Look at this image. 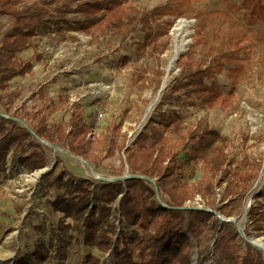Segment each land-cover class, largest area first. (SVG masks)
Segmentation results:
<instances>
[{
  "label": "rangeland",
  "instance_id": "374dc122",
  "mask_svg": "<svg viewBox=\"0 0 264 264\" xmlns=\"http://www.w3.org/2000/svg\"><path fill=\"white\" fill-rule=\"evenodd\" d=\"M261 1L264 5V0ZM169 2L127 0V4L140 11ZM240 2L204 0L188 7L171 2L170 11L181 15L163 18L172 23L167 34L159 36L163 31L158 30L161 23L156 24L152 40L141 54L135 50V44L142 43L144 36L139 27L125 40L114 35L77 32L57 35L46 31L31 40V46L19 57L33 62L32 72L11 80L7 90L0 91L2 102L17 110L28 128L40 120L48 125L67 122L75 111L81 113L91 128L87 138L90 139L89 160L93 161L71 156L59 147L54 150L42 145L46 166L31 172L18 163L16 153H9L4 174L0 173V264H87L88 255L103 264H115L113 251L103 255L95 248L83 246L79 224L51 210L49 201L60 193L54 181L60 174L64 175V181L87 178L95 184L102 181L95 179L92 172L108 180L130 176L124 151L115 152L112 157L105 156L102 139L106 128L111 124L119 125L125 147L130 149L138 133L156 118L158 108L162 112L178 113L187 127L195 129L206 125L227 138L226 153L233 161L227 169L241 170L245 163L252 169H259L256 179L241 198L221 204L225 183L216 189L215 218L197 237L189 234L191 264L214 263V244L219 229L227 223L220 218L233 220L227 224L238 232L241 230L243 235L239 233V236L244 241L264 243V236L254 231L249 221L252 205L257 202V196L264 193V22L246 24V12H236L229 7ZM76 17L70 14L67 18ZM12 21L11 17H0V38ZM198 26L207 37L205 45L194 43ZM165 44L166 49L158 56L154 49L160 50ZM175 46L179 53L165 88L160 92ZM238 48L242 69L237 78L229 76L233 65L228 61L223 62L224 70L216 76V84L223 95L232 93L227 103L209 109L183 94L178 99L161 101L162 92L173 85L180 73L177 62L188 51L205 67L221 52H236ZM157 69L162 72L159 85L155 75ZM52 106L54 110H50ZM99 112L103 114L101 119H97ZM1 115L10 117L3 111ZM168 136L170 142H179L176 136ZM206 174L197 164L186 173L184 181L194 190ZM165 199L156 197L160 204ZM185 206L209 210L207 201L200 195H195ZM67 224L70 228L64 229ZM57 247H61L60 254Z\"/></svg>",
  "mask_w": 264,
  "mask_h": 264
},
{
  "label": "trees",
  "instance_id": "16d2710c",
  "mask_svg": "<svg viewBox=\"0 0 264 264\" xmlns=\"http://www.w3.org/2000/svg\"><path fill=\"white\" fill-rule=\"evenodd\" d=\"M168 1L164 6L140 11L127 4V0H0V17L13 20L0 38V91L7 90L11 80L31 74L33 62L23 61L19 55L31 46L33 38L45 31L57 35L66 32L114 35L125 40L139 27L144 36L142 43L135 44V50L141 54L152 40L156 24L161 23L158 30L163 33L159 36L167 34L172 23L163 18L181 15L170 11L171 2L188 7L204 0ZM229 7L236 12L245 11L248 25L264 22L261 0H241L239 5ZM70 14L77 17L68 20ZM201 28L198 26L196 31L195 45L207 42ZM166 47L165 44L154 52L159 56ZM238 51L239 48L236 52H221L205 67L188 51L177 62L180 73L173 85L162 92L161 101L178 99L183 94L209 109L227 103L232 93L223 95L216 84V76L223 72V62L228 61L233 65L229 76L237 78L242 69ZM155 75L159 85L160 69ZM0 107V114L1 111L10 114L8 118L0 116L1 174H4L6 158L11 152L16 153L18 163L31 172L44 168L47 160L38 139L67 150L74 157L93 161H90V139L87 138L91 128L81 113L75 111L67 122L53 125L40 120L28 130L21 123L24 118L3 103L1 96ZM169 134L176 136L179 142H170ZM123 139L120 126L109 125L102 139L103 150L106 157L124 151L133 178L95 184L87 178L64 181V175L60 174L54 181L60 193L49 201V207L64 219L79 224L83 246L95 248L103 255L113 251L115 264H191L189 234L197 237L215 218L216 189L225 183L221 204L241 198L256 179L259 169H252L248 163L243 164L241 170L227 169L233 164L226 153L227 138L206 125L195 129L187 127L178 113L162 112L159 108L156 118L138 133L132 148H126ZM197 164L207 174L191 190L184 177ZM158 195L166 198L162 204L156 200ZM195 195L207 201L211 212L185 206ZM257 199L259 201L251 207L249 221L253 230L264 236V193ZM69 228L68 224L64 227ZM239 235L231 224L223 223L214 244L213 264H264L262 252ZM60 251L61 247H57L58 254ZM86 263L103 264L92 255L86 257Z\"/></svg>",
  "mask_w": 264,
  "mask_h": 264
},
{
  "label": "water",
  "instance_id": "95a60500",
  "mask_svg": "<svg viewBox=\"0 0 264 264\" xmlns=\"http://www.w3.org/2000/svg\"><path fill=\"white\" fill-rule=\"evenodd\" d=\"M165 87L164 86H162L161 87V89L159 90L160 92L164 89ZM0 116L1 117H3V118H8V117H6V116H3V115H1L0 114ZM22 123V125L26 128V129H28L29 130V128L28 127H26L25 126V124L23 123V122H21ZM43 145H47V146H49V147H51L52 149H54V150H57V148L55 147V146H52L51 144H49V143H47L46 141H44V140H40V139H38ZM72 156V155H71ZM95 176H96V178L99 180V181H102V182H117V181H124V180H126V179H128V178H133V176H126V177H121V178H115V179H110V180H108V179H104V178H101V177H99V176H97V174L95 173V172H92ZM134 177H138V176H134ZM147 179V178H146ZM147 180H149V179H147ZM149 181H151V180H149ZM183 209V208H182ZM207 211H209V212H211L210 210H207ZM214 213V212H213ZM220 221H225V222H227V223H233V220H223V218H220L219 219ZM239 233L241 234V235H243L242 234V232H241V230H239ZM251 245H253L254 247H256L255 246V244L254 243H252V242H249ZM257 248V247H256ZM257 249H259V248H257ZM262 253H263V255H264V251L263 250H260Z\"/></svg>",
  "mask_w": 264,
  "mask_h": 264
},
{
  "label": "bare ground",
  "instance_id": "6f19581e",
  "mask_svg": "<svg viewBox=\"0 0 264 264\" xmlns=\"http://www.w3.org/2000/svg\"><path fill=\"white\" fill-rule=\"evenodd\" d=\"M178 53H179V49H178V47H174L173 48V58L171 59V61L169 62V64H168V66H167V68H166V78L164 79V81H163V86L166 84V82H167V77H168V74H169V72L171 71V69H172V65H173V63H174V60H175V57L178 55ZM93 174V173H92ZM93 176H94V178L95 179H97L96 178V176L93 174ZM254 244H255V246L257 247V248H259V250H263L264 251V243L263 242H261V241H254L253 242Z\"/></svg>",
  "mask_w": 264,
  "mask_h": 264
},
{
  "label": "built area",
  "instance_id": "2783aa9c",
  "mask_svg": "<svg viewBox=\"0 0 264 264\" xmlns=\"http://www.w3.org/2000/svg\"><path fill=\"white\" fill-rule=\"evenodd\" d=\"M101 118H103V114L101 112H99L98 115H97V119H101Z\"/></svg>",
  "mask_w": 264,
  "mask_h": 264
}]
</instances>
